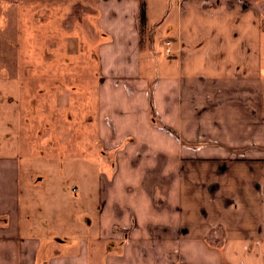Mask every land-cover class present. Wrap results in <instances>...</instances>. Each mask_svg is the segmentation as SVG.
Masks as SVG:
<instances>
[{
	"label": "crops",
	"instance_id": "1",
	"mask_svg": "<svg viewBox=\"0 0 264 264\" xmlns=\"http://www.w3.org/2000/svg\"><path fill=\"white\" fill-rule=\"evenodd\" d=\"M31 2L51 14L26 13ZM11 7L24 9L21 23L67 18L72 30L94 20L87 36L102 83L96 113L69 112L84 124L69 129V148L56 147L69 150V186L38 188L44 167L60 183L65 173L29 153L35 145L0 153V264H264V0ZM76 37L65 45L70 64ZM29 64L10 66L7 83Z\"/></svg>",
	"mask_w": 264,
	"mask_h": 264
},
{
	"label": "rangeland",
	"instance_id": "2",
	"mask_svg": "<svg viewBox=\"0 0 264 264\" xmlns=\"http://www.w3.org/2000/svg\"><path fill=\"white\" fill-rule=\"evenodd\" d=\"M18 3L19 0H0V153H9L13 144L16 146L22 143L23 145L25 142L27 148L30 144L36 146L35 152L29 153L38 154L37 156L43 161L53 162L55 159L58 165H62L65 179L60 183L50 169L44 167V172L39 176L41 186L38 187L43 192L53 194L62 186L70 185L67 180L72 179L69 172L73 169L68 164L64 165L63 161V157L69 158V150L63 149L60 152L63 155L59 156L57 144L69 148L70 138L74 137L73 134L69 135V129L79 130L84 124L79 123L76 117L70 118L69 112H79L80 115L85 110L88 113L92 110L96 113L95 101L102 83V75L97 64L99 55L97 51L92 55L93 47L87 32H91L93 26L97 28V24L94 20L93 22L87 19L78 20L76 28L70 30L72 25L67 18H59V20H56L57 18H24V23H21L24 9L20 8V11L18 8L16 10L15 7H11ZM26 6V13L29 8L35 10L37 8L41 13L51 14V9L44 7L42 3L31 2ZM9 10L10 16L7 13ZM11 10H14L15 14L12 15ZM59 26L62 31L59 30ZM74 35L79 42L81 41V54L79 59L78 56L75 58L76 62L70 64L71 60L67 57L70 56V48L67 49L65 45L68 41L71 44L72 40L68 38ZM30 38L32 41L29 50L31 51L25 50L29 54L28 58H25V55L21 54V43L24 40L26 46ZM84 40L90 45L89 48H85ZM54 43L57 45L56 48L53 47ZM91 57L97 62H93ZM28 61L30 62L28 72L19 69L11 71V78L14 80L7 83L10 66H21ZM86 64L88 70H84ZM26 75H28L29 84L32 85L29 88L22 86ZM55 83L58 84L52 85ZM75 97L79 101L77 104H73ZM69 98H72L71 103ZM41 127L45 128V131ZM57 131L62 134L55 136ZM40 143L43 147L38 150ZM54 152L58 155H54ZM29 156L26 155L24 159Z\"/></svg>",
	"mask_w": 264,
	"mask_h": 264
},
{
	"label": "trees",
	"instance_id": "3",
	"mask_svg": "<svg viewBox=\"0 0 264 264\" xmlns=\"http://www.w3.org/2000/svg\"><path fill=\"white\" fill-rule=\"evenodd\" d=\"M146 10L145 8H141V11H140V23H141V26H144L145 25V22H146Z\"/></svg>",
	"mask_w": 264,
	"mask_h": 264
},
{
	"label": "built area",
	"instance_id": "4",
	"mask_svg": "<svg viewBox=\"0 0 264 264\" xmlns=\"http://www.w3.org/2000/svg\"><path fill=\"white\" fill-rule=\"evenodd\" d=\"M171 44L170 43H167V46L169 47ZM166 54H167V56H171L172 55V52H171V50H170V48H167L166 49Z\"/></svg>",
	"mask_w": 264,
	"mask_h": 264
}]
</instances>
